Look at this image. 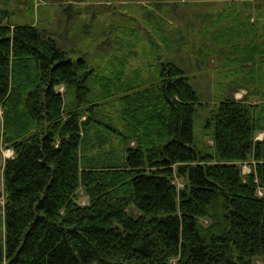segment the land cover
Instances as JSON below:
<instances>
[{
	"label": "trees",
	"instance_id": "obj_1",
	"mask_svg": "<svg viewBox=\"0 0 264 264\" xmlns=\"http://www.w3.org/2000/svg\"><path fill=\"white\" fill-rule=\"evenodd\" d=\"M145 1L151 8L137 18H115L124 43L109 40L110 58L97 63L65 44L66 33L0 22L1 139L12 150L2 168L0 264H264L262 82L219 99L201 122L211 144L200 147L202 102L182 67L191 63L171 49L163 56L157 39L178 54L190 23L214 15L176 19L177 0ZM136 42L149 73L137 66L128 76ZM203 45L191 62L211 51ZM244 46L230 48L254 63L258 44Z\"/></svg>",
	"mask_w": 264,
	"mask_h": 264
},
{
	"label": "rangeland",
	"instance_id": "obj_2",
	"mask_svg": "<svg viewBox=\"0 0 264 264\" xmlns=\"http://www.w3.org/2000/svg\"><path fill=\"white\" fill-rule=\"evenodd\" d=\"M144 8L145 10L151 8L145 0H0V22L4 24L6 22L31 21L40 28L53 33L56 37L60 33L62 36L66 33L65 44L74 43L84 47L83 50H86L84 55L89 58L90 63H97L110 58L109 53L115 44L108 42L109 40L121 38L124 43L121 28L117 29L115 26V18L118 19V22L125 16L129 19L137 18L143 14ZM231 8L234 9L230 14L222 12L221 16L222 9ZM174 11L177 14L176 19L187 16L191 20V17L193 18L194 15L197 16L201 12L214 15L212 21L205 22L198 27L192 22L190 23V35L182 38L183 41L190 42L183 45L181 52H177L178 54H175V49H172L171 42L166 45L157 39L159 50L163 56L167 52L170 53L169 49H171L170 54L174 55L176 60H181L184 57L187 59L186 62L191 63L183 64L182 67L202 102L200 105L201 114L198 113L200 116L196 118L193 132L197 144L200 147H207L211 144V137L204 133L201 122L219 99L224 95L241 98L254 86L259 87L260 82H262L261 89L264 90V0H177ZM67 12L68 17L66 16ZM233 17L239 19L240 22L231 20ZM176 27L180 29L177 22L170 25L172 30ZM183 31L185 32V28ZM238 33L241 35L234 39ZM216 40L220 42L216 43ZM139 41L141 45H146L144 40ZM235 42H240L243 45L242 52L244 53V45L248 42L258 44L260 51L253 53L254 63L248 61L241 63L243 54L235 53L230 48ZM137 43L135 50L138 51V54L128 57L125 64L124 73L128 76H131V69L137 66H142L141 75L149 73V66H145L147 56L139 48L140 44ZM203 44H206L207 49L211 51H207L202 56V59L204 57L203 61L200 58L197 60L198 63L191 62L188 57L189 52L196 49L200 52L201 48L205 53ZM221 45L225 46V52L219 49L218 46ZM154 57L155 54L151 58L148 57V61L152 65L156 59ZM56 88L63 91L62 85H58ZM257 98L249 97L253 103L260 101ZM1 134L2 109L0 108V204L3 201L2 168L5 159L12 155L11 148L6 147L2 142ZM263 134V131H259L255 138H261ZM240 166L242 173H246L250 168L247 162H242ZM175 182L177 187L182 186L180 178H177ZM78 194V202L85 204L87 202L85 194L81 191ZM257 194H264V189L258 187Z\"/></svg>",
	"mask_w": 264,
	"mask_h": 264
}]
</instances>
